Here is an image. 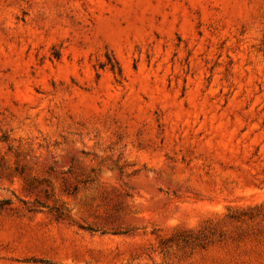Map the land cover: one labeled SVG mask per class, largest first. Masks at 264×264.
Here are the masks:
<instances>
[{
  "label": "rangeland",
  "instance_id": "obj_1",
  "mask_svg": "<svg viewBox=\"0 0 264 264\" xmlns=\"http://www.w3.org/2000/svg\"><path fill=\"white\" fill-rule=\"evenodd\" d=\"M0 264H264V0H0Z\"/></svg>",
  "mask_w": 264,
  "mask_h": 264
}]
</instances>
